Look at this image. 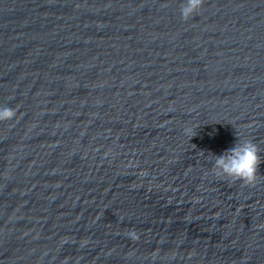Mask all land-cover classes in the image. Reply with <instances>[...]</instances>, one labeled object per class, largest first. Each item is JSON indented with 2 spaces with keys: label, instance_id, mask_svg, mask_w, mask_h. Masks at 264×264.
Instances as JSON below:
<instances>
[{
  "label": "water",
  "instance_id": "water-1",
  "mask_svg": "<svg viewBox=\"0 0 264 264\" xmlns=\"http://www.w3.org/2000/svg\"><path fill=\"white\" fill-rule=\"evenodd\" d=\"M185 4L0 0V264H264V0Z\"/></svg>",
  "mask_w": 264,
  "mask_h": 264
},
{
  "label": "clouds",
  "instance_id": "clouds-1",
  "mask_svg": "<svg viewBox=\"0 0 264 264\" xmlns=\"http://www.w3.org/2000/svg\"><path fill=\"white\" fill-rule=\"evenodd\" d=\"M201 4L202 0H186L181 9L182 17L188 19ZM14 115L11 109H0V121L11 120ZM190 132L191 129H186V134ZM213 157V170L218 176L248 186L256 182L260 157L256 145L251 141L235 137L231 147L220 154H213Z\"/></svg>",
  "mask_w": 264,
  "mask_h": 264
}]
</instances>
